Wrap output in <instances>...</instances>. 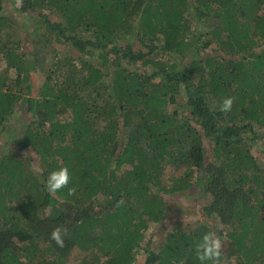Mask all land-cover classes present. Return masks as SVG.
Segmentation results:
<instances>
[{
	"label": "trees",
	"instance_id": "trees-1",
	"mask_svg": "<svg viewBox=\"0 0 264 264\" xmlns=\"http://www.w3.org/2000/svg\"><path fill=\"white\" fill-rule=\"evenodd\" d=\"M15 114L0 264H200L210 231L222 264H264V0H0V133ZM65 166L76 194H49Z\"/></svg>",
	"mask_w": 264,
	"mask_h": 264
},
{
	"label": "clouds",
	"instance_id": "clouds-1",
	"mask_svg": "<svg viewBox=\"0 0 264 264\" xmlns=\"http://www.w3.org/2000/svg\"><path fill=\"white\" fill-rule=\"evenodd\" d=\"M234 99L227 97L223 99L219 106V110L224 113H228L232 110ZM13 123H15L12 117ZM71 182V175L69 169L60 167L57 170L52 171L46 181H44L45 190L52 195L67 189L69 196L76 194L75 187H69ZM69 234L67 227L59 226L53 229L50 233V238L57 246L64 247L65 236ZM194 251L196 258L200 264H222V240L215 232H207L202 235L200 240L194 245Z\"/></svg>",
	"mask_w": 264,
	"mask_h": 264
},
{
	"label": "rangeland",
	"instance_id": "rangeland-1",
	"mask_svg": "<svg viewBox=\"0 0 264 264\" xmlns=\"http://www.w3.org/2000/svg\"><path fill=\"white\" fill-rule=\"evenodd\" d=\"M194 28H195L194 30L197 31L199 29V24H198L197 27H194ZM62 51H64V50H62ZM63 53L68 54V55H74V56H76L78 58L83 57V59H96L95 58L96 56H94V57H91L90 55L89 56H84V55H81L80 53H74L73 51H69L68 48H66ZM15 113H18V112L16 111ZM12 117L14 118L15 123H13V120L11 119L10 123L7 124V126L5 127L4 130H2V132L0 133V143L3 142L4 140L8 139V137H10V136H15L17 134H21L23 132V130H24V125L21 126V123L17 122L16 114H15V116L13 115ZM262 133H264V130H262V132H260L259 135H262ZM256 146H257V143L252 146L253 150H254L253 151L254 156L257 157V161L259 163H264V160H263L264 155L262 154V152L255 150V149H257ZM262 148H264V145H262L261 149ZM258 152H260V153H258ZM28 155H30V154H28ZM33 157L34 156H32V158ZM33 165H34L35 168H37L36 167L37 164H36L35 158H33ZM186 168L187 167L185 165H182L180 167H168L164 177L166 179H168V177H170V176L181 175L186 170ZM189 193H190L191 196L194 195L193 191H189ZM178 197H180V196H172V195L170 196V198H169L170 200H169V203H168V206H167V209H169V211L167 212V216H166L165 220L168 221V219H169V221H170L173 218L177 219L178 216H181L180 221H182V223H181V227L182 228L185 227V225L187 223H190L189 225L194 226L193 221L197 218V216L196 215H192L191 216V215H188V214L183 215L184 212L182 213V211H180V209H178L175 204L173 205V201L174 202L176 201L178 203V206L179 205L184 206L185 199L182 198V197L181 198H178ZM175 198H177V200ZM188 199H191V198H188ZM194 201L195 200H192V202H194ZM194 209L198 210L199 212L201 211V207H197L196 205H195ZM159 225L161 226L163 224L160 223ZM155 227H156V225H153V226L150 227V230L145 232L144 241L152 240V242H153L155 240L156 235H153V231L155 230ZM218 228H219V226H217V229ZM76 257L78 258V254H74L73 255L74 259H76ZM78 261L73 260L70 263L77 264Z\"/></svg>",
	"mask_w": 264,
	"mask_h": 264
}]
</instances>
